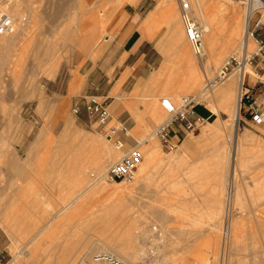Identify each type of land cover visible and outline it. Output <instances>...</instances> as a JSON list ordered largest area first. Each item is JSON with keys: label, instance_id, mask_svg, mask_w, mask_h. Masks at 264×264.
Returning a JSON list of instances; mask_svg holds the SVG:
<instances>
[{"label": "rangeland", "instance_id": "374dc122", "mask_svg": "<svg viewBox=\"0 0 264 264\" xmlns=\"http://www.w3.org/2000/svg\"><path fill=\"white\" fill-rule=\"evenodd\" d=\"M189 1L190 15L204 28L198 1ZM203 1L208 21L217 25L207 53H218L213 61L218 63L207 69L199 62L191 70L181 62L178 31L189 58L196 54L185 34L180 1L173 0L176 20L156 14L148 30L163 59H145L143 77L124 87L121 82L111 94L120 80L114 77V37L133 13L141 24L160 0H0V13L6 10L14 19L12 31L0 35V264H95L96 247L104 249L101 240L132 235L126 247L133 251L142 245L147 255L128 264H154L155 258L162 264H264V122L239 119L236 132L248 139L240 142L232 164L229 108L217 94L232 71L218 80L224 62L232 55L241 59L246 7L235 0ZM91 27V48L85 49L80 33ZM249 49L247 56L258 49L255 40ZM165 53L170 62L158 75ZM55 60L57 70L49 74ZM255 62L256 57L252 65L246 63L253 83ZM140 79L144 84L132 91ZM209 79L217 82L204 89ZM82 95L107 97L112 123L129 130L120 134L119 146L92 129L86 115L72 113ZM184 96L195 98L201 120L192 132L175 123L177 147L170 150L154 134L167 118L161 100L179 104ZM216 107L211 123L217 127L202 137L208 108ZM192 141L194 146L186 145ZM135 144L143 151L145 175L105 178ZM80 193L73 210H61ZM115 217L132 233L124 232L125 225L116 224L122 219Z\"/></svg>", "mask_w": 264, "mask_h": 264}, {"label": "built area", "instance_id": "2783aa9c", "mask_svg": "<svg viewBox=\"0 0 264 264\" xmlns=\"http://www.w3.org/2000/svg\"><path fill=\"white\" fill-rule=\"evenodd\" d=\"M183 9V20L186 29V35L191 41L196 52L200 53L202 49V27L190 15V2L187 0H179ZM236 2L246 6L248 19L247 36L252 37L258 45V49L251 53L250 56L238 59L231 56L221 67L218 80L227 77L230 67L243 66L246 62L252 63V59L256 57L255 72L256 82H252L250 74H245L241 82L240 92V109L239 117H245L254 124H262L264 122V92L262 89L264 81L261 79V71H264V0H235ZM249 3V4H248ZM247 4V5H246ZM13 29V19L8 14L0 17V34H5ZM252 65V64H251ZM217 79L210 81L214 84ZM179 104H174L170 100L164 98L161 104L167 111V119L162 122L155 130V135L161 143L174 150L177 147L172 126L179 123L181 127L187 131H195L199 126L201 118L198 116L195 108V98L184 96ZM110 103L107 97L98 95H82L74 101L72 105V113L74 115H86L89 125L96 130L101 136L112 139L115 145H120L122 138L121 133L129 135L128 126L124 123H112V113ZM143 160V153L138 144L131 147L130 151L124 154L121 159L113 163L105 174V178L110 181H126L131 180L135 176V172ZM95 264H123L117 256L112 254H99L94 256Z\"/></svg>", "mask_w": 264, "mask_h": 264}, {"label": "bare ground", "instance_id": "6f19581e", "mask_svg": "<svg viewBox=\"0 0 264 264\" xmlns=\"http://www.w3.org/2000/svg\"><path fill=\"white\" fill-rule=\"evenodd\" d=\"M173 0H160V2H159V4H158V6H157V8H161V6L162 7H164L165 9H168V10H170L169 11V13H168V17L169 18H171L172 17V15L174 14V2H172ZM187 1H189V0H187ZM198 1V6H199V9H198V12L197 13H199L198 15L203 19V21H204V28L202 27V30H203V36H202V49H201V52L200 53H198V52H196L195 50H194V48H193V45H192V43H191V41L188 39V37H187V35H186V37H187V39L190 41V44H191V46H192V50H193V52L196 54V57L195 56H190V58H189V56H188V54H187V52H186V46H184V44H186L184 41H185V38L184 37H182L181 35H179V36H177V38H178V40H180V42H179V44H178V46L180 47L181 46V44H183V46L185 47V49L182 51V54H181V59L183 60V61H181L182 63H186V66H190L191 67V70H193V69H196V63H199V62H201L202 63V65L205 67V68H207V69H209L210 68V65H211V62H213L214 61V59H215V57H216V55L218 54H216V53H211V54H209L208 55V53H207V51H208V45H210V40L211 39H213V38H215V35H216V29H215V26H217V25H215L216 23H214V25H213V23H211L210 21H208V19H207V17H206V13H205V2L203 1V0H197ZM228 1V0H227ZM190 2V1H189ZM191 2H192V0H191ZM180 3V6H181V9H182V5H181V2H179ZM122 4V3H121ZM226 4H227V2H226ZM225 4V5H226ZM249 4V3H248ZM227 5H229V3L227 4ZM247 5V4H246ZM209 6V5H208ZM231 6V5H230ZM227 7V6H226ZM246 7V6H245ZM230 8V7H229ZM190 9H191V6H190ZM230 10H232V8H230ZM3 12L2 13H0V17L3 15V14H8L9 16H11V14H9V12L8 11H6V10H2ZM189 11V13H190V10H188ZM232 11H234V10H232ZM230 12V11H229ZM246 12V11H245ZM182 14H183V9H182ZM232 15H235V14H233V13H231ZM12 17V16H11ZM210 17V16H209ZM242 17H243V15H242ZM183 18V17H182ZM12 19H13V17H12ZM232 20H234V19H232ZM183 22H184V20H183ZM238 22H240V21H238ZM13 24H14V19H13ZM238 25V24H237ZM237 25H235V26H237ZM247 25H248V19H247V13H245V15H244V19H243V31H244V36H243V40H242V43H243V46H242V49H241V52H242V56L243 57H245V55L247 56V52H249V48L251 47V45H252V43H253V38L252 37H248L247 36ZM185 27V26H184ZM216 28H218V27H216ZM239 28H241V26L239 27ZM234 29V28H233ZM235 29H237V28H235ZM234 31H236V30H234ZM185 34H186V29H185ZM0 35H4V34H0ZM231 35V34H230ZM232 36V35H231ZM235 37V36H234ZM233 37V38H234ZM230 38H232V37H230ZM216 40H217V38H216ZM212 41V40H211ZM232 41V40H231ZM215 43V42H214ZM221 44V43H220ZM217 45V44H216ZM223 46V45H222ZM222 46L220 47V49L222 48ZM213 48V47H212ZM217 48V47H216ZM249 49V50H248ZM212 50V52H214V49H211ZM188 51V50H187ZM217 51V50H216ZM215 51V52H216ZM240 51V50H239ZM210 52V51H209ZM218 52V51H217ZM189 53V52H188ZM219 56V55H218ZM189 58V59H188ZM230 58V57H229ZM228 58V59H229ZM180 59V58H179ZM218 59V58H217ZM217 59L215 60V61H217ZM227 59V60H228ZM52 60V59H51ZM226 60V61H227ZM179 61V60H178ZM219 61V60H218ZM218 61L217 62H213V65H214V63L216 64V63H218ZM225 61V62H226ZM224 62V63H225ZM53 63V62H52ZM51 63V64H52ZM58 63H59V60H55L54 61V63H53V66H51V64H48L49 66L48 67H52L51 68V71H50V73L49 74H51V73H55L56 72V70H57V67H58ZM181 63V66H183V64ZM247 63V62H246ZM244 64L243 66H237V67H234V68H232V71L229 73V76L227 77V80H226V82L224 83V85H222L221 87H219L218 88V90H217V94L222 98V101H223V106L224 107H227V108H229V113H230V128H231V131H232V139H233V145H232V153L230 154L232 157H231V160H232V164H234L235 165V163L237 162V156H238V153H237V149H238V146H239V144H241L240 142L241 141H243L244 139H248V138H246L248 135L247 134H245L244 133V135H242V136H240L237 132H236V130H237V128H238V121H239V119H240V117H239V109H240V92H241V82H242V79H243V77H244V75L245 74H248V73H251V74H253V71L251 70V68H250V66L248 65V64ZM179 65V64H178ZM47 67V68H48ZM193 68V69H192ZM49 69V68H48ZM48 69H46L47 70V72H48ZM182 69V68H181ZM10 74V73H9ZM219 74V73H218ZM190 76H192L193 77V75H190ZM261 78L264 80V74L261 76ZM213 79H209L208 80V82H207V84H206V86L204 87V89H207V87H211V86H213V85H215L216 84V82L214 83V84H209L210 83V81H212ZM170 88V87H169ZM177 91V90H176ZM171 93V92H170ZM168 94V93H167ZM172 94V93H171ZM169 96V95H168ZM173 97V96H172ZM163 100V99H162ZM161 100V101H162ZM169 100V99H168ZM171 101V100H170ZM172 102V101H171ZM174 103V102H173ZM175 104V103H174ZM44 105V104H43ZM162 105V104H161ZM155 106V105H154ZM163 106V105H162ZM164 107V106H163ZM165 109V108H164ZM217 111V107H216V109L215 108H208V119H209V121H207L208 122V124L204 127V129H203V131L201 132L202 134V137L204 136H206V134H208L207 133V131L208 132H210V130L209 129H212V127L213 126H215V125H213L214 124V122L212 121L213 119H214V112H216ZM167 112V111H166ZM167 116H168V114H167ZM213 117V118H212ZM167 119V118H166ZM165 119V120H166ZM216 119V118H215ZM164 120V121H165ZM163 121V122H164ZM211 121L213 122V124L211 123ZM229 121V120H228ZM199 123H200V121H199ZM203 124V123H202ZM217 125V124H216ZM215 127H217V126H215ZM216 129H218V128H216ZM156 130V129H155ZM213 130V129H212ZM212 130H211V132H212ZM219 130V129H218ZM218 132V131H217ZM226 132V131H225ZM220 133V132H219ZM53 134V133H52ZM154 134H155V132H154ZM230 136H231V134H230ZM45 137V136H44ZM200 138H201V136H200ZM200 138H198V139H200ZM107 139V138H106ZM192 139V138H191ZM108 141H111L112 139H110V138H108L107 139ZM194 140V139H193ZM42 141V140H41ZM245 141V140H244ZM196 142V141H195ZM199 142V141H198ZM197 142V143H198ZM232 142V141H231ZM247 142V141H246ZM230 144V143H229ZM246 144V143H245ZM186 145H188V146H194V143H193V141L192 142H186ZM117 146H119V145H117ZM230 146V145H229ZM107 147H109V146H107ZM140 147V146H139ZM110 148H111V146H110ZM112 149V148H111ZM140 149H141V147H140ZM109 151V150H108ZM130 151V150H129ZM128 151V152H129ZM141 151H142V149H141ZM239 152V151H238ZM142 153H143V151H142ZM126 154V153H125ZM151 154V153H150ZM156 154V153H155ZM152 156H154V152L152 151V154H151ZM65 156V155H64ZM66 157V156H65ZM144 157V156H143ZM156 158V157H155ZM121 159V158H120ZM119 160V159H118ZM153 160V159H152ZM141 163H142V161H141ZM139 164V166H138V169L136 170L140 175H141V178L143 177V174L145 175V173H146V171H147V169H146V167H145V165H144V163H142V164ZM147 164L149 163V161H147L146 162ZM151 163V162H150ZM150 166V165H149ZM233 166V165H232ZM233 178H234V166H233ZM137 172H135L136 174H137ZM99 173H100V171H99ZM88 175H89V173H87ZM104 174V173H103ZM140 175H138L137 176V178L140 176ZM102 177V175L100 174V176L97 178V179H100ZM94 179V178H93ZM233 180V179H232ZM94 182V181H93ZM104 186V185H103ZM232 186V185H231ZM101 188H103V187H101V186H99V187H97V190L98 189H101ZM123 189V188H122ZM237 189V188H236ZM103 190V189H102ZM115 190H117V189H115ZM115 190H113V192H111L112 194L113 193H115L116 191ZM118 190H120V189H118ZM117 190V191H118ZM101 191V190H100ZM108 191V190H107ZM125 191V190H124ZM124 191H123V193H121L120 191V193L123 195L124 194V196H125V193H124ZM236 191V190H235ZM109 192V191H108ZM234 193V192H233ZM112 194H110V196L112 195ZM228 194H230V191H228ZM80 195H81V193L80 194H77V195H75L74 197H72L68 202H66L65 203V205L63 206V208L61 209V210H66L67 208H70V209H74V206L78 203V201H79V197H80ZM106 195V194H105ZM116 195H118L117 193H116ZM115 194L113 195V196H116ZM231 195H232V193H231ZM107 196H108V194H107ZM113 196H111L112 197V199H114L113 198ZM119 196V195H118ZM111 197H107V198H111ZM121 197V196H120ZM235 197V196H234ZM122 198V197H121ZM120 198V202H121V200L123 199H121ZM230 197H228V199H229ZM112 199H110V201L112 200ZM117 200H118V198H117ZM231 200V199H230ZM232 200H233V198H232ZM113 201V200H112ZM119 201V200H118ZM230 202V201H229ZM114 203V202H113ZM112 203V204H113ZM119 203V202H118ZM118 203H115L116 205L118 204ZM115 205V206H116ZM109 206V205H108ZM226 209V208H225ZM110 212V211H109ZM118 214V216L119 215H121V214H119V213H121L120 211L119 212H117ZM228 213V208L226 209V214ZM120 217V216H119ZM119 217H115V219H122V218H119ZM228 217V216H227ZM260 220V219H259ZM112 221H114V220H112ZM115 221H117V220H115ZM122 221H123V219H122ZM121 221V223H119V222H117L116 224H120V227H122L123 225H125L124 226V229H123V231L124 232H131L132 233V231H131V226L130 225H126L125 224V222H124V224H122L123 222ZM258 221V220H257ZM261 221H264V220H262L261 219ZM261 221H260V223H261ZM129 222V221H128ZM259 222V221H258ZM115 223V222H114ZM127 223V222H126ZM227 223V222H226ZM1 224V223H0ZM115 224V225H116ZM128 224H130V223H128ZM230 224H231V222H230ZM229 224V226L230 227H232L231 225ZM263 224V223H262ZM6 225V224H5ZM119 226V225H118ZM156 226V225H155ZM262 226V225H261ZM8 227H10V226H8ZM152 228L154 227V225L153 226H151ZM4 228V227H3ZM5 228H7V227H5ZM11 228V227H10ZM134 228V227H133ZM155 228H157V226L155 227ZM155 228H153V229H155ZM223 228V227H222ZM161 230V229H160ZM222 230V229H221ZM230 230V229H229ZM7 231V230H6ZM13 231V230H12ZM9 232V231H8ZM159 232V231H158ZM223 232H224V230H223ZM225 233V232H224ZM156 235V234H155ZM98 236V235H97ZM104 237V236H103ZM110 237V236H109ZM107 238L106 237V239H103V240H101V242H100V246H103L104 247V249H102V247H96V252H97V254H95V255H99V254H103V255H107V254H112V255H117V258L119 259V261H121V262H123V264H128L127 263V261H129V262H136L137 261V259H139L140 258V256L142 257L143 255H147V252H146V250L147 249H145L144 248V246H142V245H139L138 247H135V250L133 249V251L129 248V247H126V243H128V242H132V241H134V236L132 235L130 238H128V239H125L124 241H122V240H116L115 238H114V240L113 239H111V238ZM113 238V237H112ZM136 241V240H135ZM89 242V241H88ZM89 244V243H88ZM136 244H137V242H136ZM145 245V244H144ZM86 246V245H85ZM84 246V247H85ZM130 246V245H129ZM131 248H133V247H131ZM130 249V250H129ZM154 251V250H153ZM153 251H152V253H153ZM155 252V251H154ZM215 255V257L217 256V253H216V251H215V253H214ZM94 255V256H95ZM93 256V257H94ZM179 257V256H178ZM218 257V256H217ZM161 258H159V260H160ZM216 259V258H215ZM229 259V258H228ZM157 258H155V261H154V264H162V262L161 261H159ZM163 260V259H162ZM167 260V259H166ZM14 262V261H13ZM161 262V263H160ZM165 263V261L163 260V264ZM10 264H13V263H10ZM151 264V263H150ZM171 264V263H170Z\"/></svg>", "mask_w": 264, "mask_h": 264}, {"label": "crops", "instance_id": "0c3cea01", "mask_svg": "<svg viewBox=\"0 0 264 264\" xmlns=\"http://www.w3.org/2000/svg\"><path fill=\"white\" fill-rule=\"evenodd\" d=\"M157 6L149 12L141 24L138 22L136 14L133 13L130 18L127 19L120 32L114 37L115 53L112 57V59H114L116 62L114 69L116 72L114 73V77L117 76L118 80H120L112 89L111 94L119 89L121 82V87H124L130 79L135 78L136 76L143 77L144 72H141L140 66L145 59H155L156 61L163 59V56L156 47L154 40L148 37V30L152 26L154 20L158 17L156 14L160 15L167 13L166 15H168L170 10L165 9L162 6L161 8H157ZM176 18L177 16L174 12L171 20L174 21ZM93 29L94 27L86 30L83 29V32L81 31L80 33V37H82V42L85 49L91 48L92 43L90 40V33ZM178 34L182 36L180 31H178ZM107 37H109V35H107ZM176 39L178 38L176 37ZM164 43L165 37H161L159 40H157V46L160 49ZM177 47L180 48L181 51L184 50L183 44H181L180 47ZM131 59L132 62H129ZM163 61V64H161L162 67L157 71L158 75H161V73L167 69V66L170 62V55L165 53ZM118 68L120 70L117 72ZM128 68L130 71L127 70ZM249 74L250 78H252V74ZM144 82V79H140L134 85L132 91H134V89L135 91H138Z\"/></svg>", "mask_w": 264, "mask_h": 264}]
</instances>
